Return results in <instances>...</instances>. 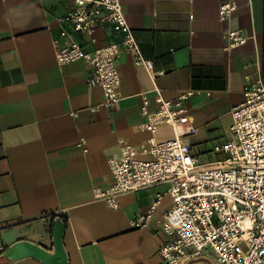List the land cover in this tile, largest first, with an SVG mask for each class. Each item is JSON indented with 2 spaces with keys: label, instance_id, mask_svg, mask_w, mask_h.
<instances>
[{
  "label": "crops",
  "instance_id": "0c3cea01",
  "mask_svg": "<svg viewBox=\"0 0 264 264\" xmlns=\"http://www.w3.org/2000/svg\"><path fill=\"white\" fill-rule=\"evenodd\" d=\"M224 1L123 0L127 21L152 66L137 65L132 53L123 52L121 98L106 108L102 88L88 84V63L59 65L54 41H62L65 28L88 51L119 42L121 33L106 25L92 35L74 32L70 22L61 21L73 0H0L2 253L19 241L52 253L60 217L66 224L67 264H166L159 254L164 235L158 219L172 205L168 185L123 193L116 209L96 199L94 188L113 182L109 160L123 145L147 159L143 147L152 138L175 135L169 126L153 133L141 128L144 110L158 107L156 90L171 102L194 91L185 105L197 132L187 140L203 162L218 156L212 150L231 136V109L243 101L247 77L264 57V0H235L237 7L225 21L219 17ZM228 27L256 39L228 51L223 39ZM158 193L162 197L149 224L133 226ZM0 264L46 263L2 255ZM181 264L216 263L206 254Z\"/></svg>",
  "mask_w": 264,
  "mask_h": 264
},
{
  "label": "built area",
  "instance_id": "2783aa9c",
  "mask_svg": "<svg viewBox=\"0 0 264 264\" xmlns=\"http://www.w3.org/2000/svg\"><path fill=\"white\" fill-rule=\"evenodd\" d=\"M236 7L235 0L224 1L220 19L228 20ZM61 21L70 22L77 33L92 35L101 25L121 33L119 42L88 51L65 28L62 41H54L59 65L77 60L88 63L87 81L102 88V107H113L121 98L118 60L123 52L132 53L137 65L151 68L152 60L143 56L127 21L123 0H73ZM223 39L225 49L232 51L256 36L228 27ZM155 93L158 107L144 110L141 128L153 133L169 126L175 135L163 141L152 138L143 147L147 159L136 157L131 145H123L120 154L109 160L113 182L94 188L95 198L116 209L123 193L167 184L172 205L158 219L164 235L159 248L164 263L181 264L211 254L216 264H264V57L257 58L254 74L247 77L243 101L231 109V136L214 147L212 152L218 156L212 161L200 160L187 140L197 132L185 105L194 91L183 92L175 102L166 100L159 90ZM84 143L81 138L80 144ZM161 197L158 193L147 213L135 217L132 225L149 224Z\"/></svg>",
  "mask_w": 264,
  "mask_h": 264
},
{
  "label": "water",
  "instance_id": "95a60500",
  "mask_svg": "<svg viewBox=\"0 0 264 264\" xmlns=\"http://www.w3.org/2000/svg\"><path fill=\"white\" fill-rule=\"evenodd\" d=\"M66 228L64 221L58 217L53 227L54 251L50 253L44 247L29 241H19L3 254L4 257L15 260L22 257H34L46 264H67V254L63 244Z\"/></svg>",
  "mask_w": 264,
  "mask_h": 264
}]
</instances>
